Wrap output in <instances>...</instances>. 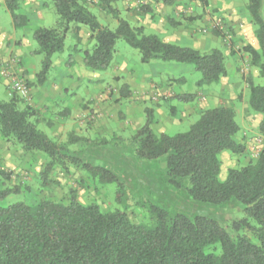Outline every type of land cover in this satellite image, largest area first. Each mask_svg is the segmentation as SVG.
Wrapping results in <instances>:
<instances>
[{"label": "trees", "instance_id": "trees-1", "mask_svg": "<svg viewBox=\"0 0 264 264\" xmlns=\"http://www.w3.org/2000/svg\"><path fill=\"white\" fill-rule=\"evenodd\" d=\"M117 1L97 3L117 20L111 28L91 11L89 0H53L56 23L38 26L33 31L37 45L32 54H40L42 59L36 80L28 81L29 85L44 84L54 56L65 50L67 34L72 31L80 41V30L85 26L95 41L91 49L83 52L84 64L91 71L106 70L114 59L117 41L124 39L139 51L144 63L163 60L193 64L201 72L199 86L219 83L228 75L225 56L219 48L203 52L166 41L157 33H147L143 25H133L120 15ZM198 1L209 4L208 0ZM4 3L15 28L29 24L28 15L19 11L24 0ZM246 8L256 27L259 49L246 46L245 50L264 77V0H249ZM142 9L147 13L151 7L143 5ZM72 60L73 57L69 62ZM184 81L185 77L170 79V83ZM247 81L249 106L260 116L258 130L264 137V85L252 77ZM120 92L124 97L133 95L126 83L121 85ZM176 97L184 102L194 99L193 93ZM20 103V97L14 93L8 100H0V136L26 153L45 156L40 173L45 185L51 182L50 176L56 169L67 173L74 169L86 176L83 181L91 178L119 183L117 198L123 197V185L114 170L84 161L71 149L72 144L81 141L91 146L92 139L70 131L66 140H58L39 127L36 109L21 107ZM144 110L145 122L129 138L137 157L164 158L170 181L176 185L186 182V190L194 200L210 206L234 202L242 208L243 216L227 229L207 215L171 214L160 205L148 203L149 221L136 222L127 208L104 211L96 202L81 201L77 189L72 188L67 201L42 198L0 205V264H264V148L255 159L229 168L225 179L220 178V155L225 151L241 155L246 150L245 143L236 138L240 125L235 108H207L188 130L176 134L156 132L154 110ZM14 190L17 188L1 191L0 196ZM217 243L220 253L206 252L208 246Z\"/></svg>", "mask_w": 264, "mask_h": 264}, {"label": "rangeland", "instance_id": "rangeland-1", "mask_svg": "<svg viewBox=\"0 0 264 264\" xmlns=\"http://www.w3.org/2000/svg\"><path fill=\"white\" fill-rule=\"evenodd\" d=\"M89 1L91 11L99 20L114 28L117 20L97 6L98 0ZM176 1L173 5H157L153 8L152 2L155 0H118L115 6L123 18L133 25H142L138 17L143 13V5H148L154 9L150 10L152 21L153 18L169 17L170 25L168 32L148 28L147 33H157L162 38L170 36L175 39L174 43L183 46L195 47L197 44V48L203 52L219 48L229 70V74L219 83L199 86L201 72L193 64L163 60L144 63L136 48L124 39H119L114 59L106 70L91 71L86 66H78V71H70L71 76L68 78L62 71L64 66H52L44 82L52 86L47 89L50 97L43 99L44 92H47L42 87L45 85L30 86L28 83L36 80L35 75L41 67L42 59V55L32 54L37 45L33 31L38 26H53L56 23L53 0H24L19 11L27 14L30 22L23 28L15 29L11 28L4 0H0V25L5 31H10V41L8 38L6 42L11 46L9 50L12 53L1 63L8 97L4 95L5 89L1 85L0 100H8L12 93L17 94L21 99L20 106L36 109L39 127L58 140H66L70 131L92 139L91 146L81 141L72 144L71 149L77 151L84 161L102 164L114 170L123 185V197L118 200L119 183H102L90 177L83 181L86 176L80 172L71 169L67 173L59 168L51 174V182L45 185L40 175L45 156L39 152L26 153L18 146L5 142L0 136V194L6 189L17 188L0 196V205L18 201L30 203L42 198L67 201L73 188L79 192L81 201L96 202L104 211L127 208L136 222L149 221L148 203L160 205L171 214L184 213L191 217L207 215L219 220L227 229L231 228L234 220L243 216L242 208L234 202L210 206L194 200L186 190V182L176 185L170 181L164 158L140 159L130 144V136L146 120V107L154 110L153 128L156 132L176 134L188 130L203 110L227 105L236 110V120L240 125L236 138L245 143L246 150L241 155L229 151L220 155V178L225 179L229 168L239 167L255 159L264 148V137L258 130L260 116L249 106L247 78L252 77L256 83L264 85V77L260 76L258 67L245 50L246 46L259 49L256 27L246 8L249 0H209L208 6L200 1ZM81 35L82 40L77 41L70 31L66 36L65 50L55 55L53 61L56 63L59 57L67 60L84 57L83 52L91 49L95 41L86 30ZM30 51L31 70L27 72L21 54ZM168 74L185 77V81L168 83ZM15 79L21 80L27 87L25 95L15 91ZM71 82L75 85L70 87L72 92L68 96H61L62 91L59 90ZM124 83L130 86L132 96L121 95L120 88ZM187 93L194 95L190 102L176 97ZM73 103L74 107L70 106ZM69 106L70 115L64 118L59 112H66ZM2 171L7 174H2ZM220 251L218 243L206 248V252Z\"/></svg>", "mask_w": 264, "mask_h": 264}, {"label": "crops", "instance_id": "crops-1", "mask_svg": "<svg viewBox=\"0 0 264 264\" xmlns=\"http://www.w3.org/2000/svg\"><path fill=\"white\" fill-rule=\"evenodd\" d=\"M155 1L156 2H152L153 8H155L157 5H166L167 6V5H173L175 2H177L175 0V2L173 4H165L163 2H158L157 0H155ZM192 1H198V0H192ZM3 4L5 6V3H3ZM208 5H205V6H208ZM5 8H6V6H5ZM151 9H152V7H151ZM152 10H154V9H152ZM6 11H8L7 8H6ZM8 14H9V19H10V23H11V28L15 29V26H14V23H13V20L11 18V15H10L9 11H8ZM150 14L151 13H150V10H149V12L142 13L141 17H138V19L140 20L139 23L142 24L145 27V30H147L148 28H152L153 31H159L160 29H162L164 31H167V32L169 31L168 30V25H170V23L168 21L169 17L168 18H164V19H158V18L154 19L153 18V21H152L151 20L152 16ZM142 19H144V20L142 21ZM179 25L180 24H178L176 26H179ZM83 30L84 31L86 30L88 32V35L90 36V31L88 29L82 27L81 30H80L81 40H82V35L81 34H82ZM175 30H171V31H175ZM10 35H11L10 31H5L3 26L0 25V89H1V85H2L4 87V89H5V92L3 91V93H4V95L6 97H8V92H7V86H6V79H5V77H4V75H3L2 71H1V63H2V61L4 59H6L9 55L12 54L11 51L9 50V48L11 46H8L9 43L6 42V40L10 37ZM164 39L166 41H170V42H174V40H175L174 38H170V36H167V35H166V37H164ZM9 41H10V38H9ZM195 45H196L195 48L199 47L197 44H195ZM197 49H199V48H197ZM21 55H22L21 59H22L23 66L25 67V70L28 72V71L31 70V68H30V65H31L30 56L32 55L31 51L30 52H25V53L23 52ZM63 60H64V62H63ZM56 64H58L60 66L61 65L64 66V69L62 71H63V73L65 72V76L68 77V78L71 76V74L69 73L70 71H72V72L73 71H78V68H77L78 66H80L82 68H85L83 57H80L79 59H76L74 57L72 62H69V60H67V59H65L63 57H59V58H56V63L53 61V67L54 66L55 67H59V66H56ZM26 71H25V74L27 76V72ZM29 74H31V72ZM228 74H229V70H228ZM167 76H168L167 77L168 78V80H167L168 83H170V79L171 78L177 77V76L172 75V74L171 75L168 74ZM32 77H34V75ZM42 85H45V86H42L45 90L50 89L52 87L50 84L49 85L42 84ZM55 85L57 87H59L57 83H55ZM71 86L75 87L74 83H72V82L68 83L63 89H60L59 91H62V92H60V93H62L61 96H63V95H67L68 96V94L72 92L71 91V88H72ZM48 92H49V90H47V92H44L45 95H44L43 99H48L50 97V93H48ZM55 105H57V103H55ZM70 106L74 107V103L71 104ZM70 106L68 107L66 112H59V114L62 115L64 118H68V116L70 115V112H71V109H70L71 107Z\"/></svg>", "mask_w": 264, "mask_h": 264}, {"label": "built area", "instance_id": "built-area-1", "mask_svg": "<svg viewBox=\"0 0 264 264\" xmlns=\"http://www.w3.org/2000/svg\"><path fill=\"white\" fill-rule=\"evenodd\" d=\"M13 87L18 94L25 95L27 92V87L22 83L21 80H13Z\"/></svg>", "mask_w": 264, "mask_h": 264}]
</instances>
